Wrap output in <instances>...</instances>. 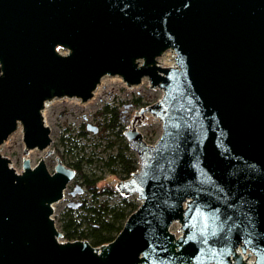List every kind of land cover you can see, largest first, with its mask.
Listing matches in <instances>:
<instances>
[{
  "label": "water",
  "instance_id": "water-1",
  "mask_svg": "<svg viewBox=\"0 0 264 264\" xmlns=\"http://www.w3.org/2000/svg\"><path fill=\"white\" fill-rule=\"evenodd\" d=\"M106 75L163 89L124 130L139 166L116 188L138 207L109 242L66 240L54 203L77 170L0 150V264H264V0H0V149L21 126L45 150L47 103Z\"/></svg>",
  "mask_w": 264,
  "mask_h": 264
},
{
  "label": "rangeland",
  "instance_id": "rangeland-1",
  "mask_svg": "<svg viewBox=\"0 0 264 264\" xmlns=\"http://www.w3.org/2000/svg\"><path fill=\"white\" fill-rule=\"evenodd\" d=\"M159 60L160 63L172 64L174 52L167 50ZM97 91L95 105H84V102L76 97L55 98L49 102L44 114L51 127L52 141L45 150L35 148L33 157L27 156L24 153L25 143L21 126L5 140L0 149L2 153L9 155L17 170H22L24 157L31 159L34 165L40 155L45 158L50 171L55 169L58 155L64 163L79 168L75 178L68 183L64 197L54 203L53 217L62 232L63 217L70 207H74L70 205L71 201L81 204L85 202L86 205L96 202L89 182H109L116 187V183L124 178L121 167L114 161L115 154L126 146L133 151L124 130L142 106L163 95V89L152 87L147 76L141 83L129 86L121 76L106 75L95 90L94 96ZM89 124L97 126L98 129L95 131L88 128ZM139 130L146 141H156L162 132V123L158 117L147 112ZM48 150H51V153H48ZM77 185L81 190L73 193L77 190ZM123 197L140 203L137 193L124 196L117 188L116 192L101 194L97 200L118 203ZM80 206L74 207V214L77 216L85 213V208ZM179 228V222L171 225V230L175 233L180 232Z\"/></svg>",
  "mask_w": 264,
  "mask_h": 264
},
{
  "label": "trees",
  "instance_id": "trees-1",
  "mask_svg": "<svg viewBox=\"0 0 264 264\" xmlns=\"http://www.w3.org/2000/svg\"><path fill=\"white\" fill-rule=\"evenodd\" d=\"M114 161L121 167L124 179L129 178L138 169L139 160L135 152L128 146L118 151ZM75 169L79 170L78 167ZM93 190L96 202L80 207L85 208V213L77 216L75 208L70 207L63 217V236L66 240L87 239L94 246L113 240L122 229L129 214L138 207V203L123 197L121 202L110 203L109 201H98V197L106 192H116V187L109 182L98 184L88 183Z\"/></svg>",
  "mask_w": 264,
  "mask_h": 264
},
{
  "label": "bare ground",
  "instance_id": "bare-ground-1",
  "mask_svg": "<svg viewBox=\"0 0 264 264\" xmlns=\"http://www.w3.org/2000/svg\"><path fill=\"white\" fill-rule=\"evenodd\" d=\"M99 89H100V87L98 88V90H99ZM94 95H95V94H94ZM72 98H73V97H72ZM97 98H98V91H97V93H96V96H93L92 99L90 98V100H87L86 102H85V101H82V102H84V103H83L84 105H90L91 103H93V104L95 105ZM48 104H49V102L47 103V105H48ZM47 105H46V107H47ZM34 152H35V148H32V149H30L29 152L26 153V154H27V156H29V157H33Z\"/></svg>",
  "mask_w": 264,
  "mask_h": 264
}]
</instances>
